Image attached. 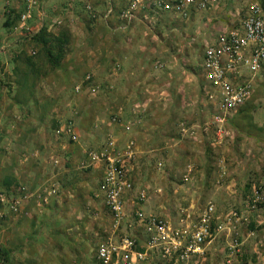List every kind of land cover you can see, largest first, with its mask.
<instances>
[{
  "label": "crops",
  "instance_id": "obj_1",
  "mask_svg": "<svg viewBox=\"0 0 264 264\" xmlns=\"http://www.w3.org/2000/svg\"><path fill=\"white\" fill-rule=\"evenodd\" d=\"M35 1L34 8L37 3H40L46 9L51 7L61 13L68 12L66 18L69 20H63L65 21L63 22L64 27L71 34L68 56L72 63L78 60L84 62L83 70L89 67L91 70L87 74L93 76L90 83L83 85L81 92L91 98L101 96L98 99H106L108 103L111 96L118 99L113 108L111 106L108 112L106 110L105 118L98 121L100 127H97L102 134L111 137L115 146L114 154L127 164L134 187L133 191L126 196L125 205L129 215L125 217L117 230L111 228L109 231L108 228L106 230L104 228L103 231L109 236L110 234L111 236L116 235L113 241H117L127 233L139 237L138 239L142 238V230L131 223L133 217H130V211L135 208L141 209L146 216L159 217L175 227L186 228L192 220L202 214L207 205L211 204L215 208L211 224L214 237L204 245L205 261L201 264H264V206L262 205L257 211L246 212V204L254 188H261V197L264 201V120L246 111V106L252 104L249 100L242 111L227 120L225 128L228 130V135L219 140V145L214 143V137L211 142H204L205 133L194 128L199 126L198 122L190 126L193 136L182 134L181 125L187 128L189 121L199 118L198 113H193L198 84L195 80V83L192 81L190 84L191 79L188 76L186 80L184 79L185 81L181 82L174 78L180 71L177 64L180 52L170 53L167 57L165 56V62H159L156 61L155 49H147L145 46L148 35H151L152 39L160 37L157 33L152 34L147 31L148 24L151 25L152 30L154 26L163 28V22L173 24L174 21L183 23L186 20H203L208 18L207 12L200 14L192 12L189 19H180L166 14L160 20L155 21L156 23L152 26L149 20L142 17L143 11H140L136 20L125 29H121L119 26L122 24L117 19V14L106 21L101 20V16L104 15L107 4H110L116 13L124 9L130 0H87L99 13L98 19L92 21L79 20L83 17L81 14L83 0ZM34 8L33 19L25 27L17 23L20 33L33 34L35 32L32 26L37 16ZM224 8V4H221L213 11L220 12ZM21 10L17 12L18 20ZM82 25H87L88 32L83 31ZM45 28L50 31V26ZM172 31L173 28L168 34H172ZM199 35L198 31L194 36L197 38ZM159 55L162 56L161 53ZM112 59H116L114 64L111 62ZM90 86L99 87L97 95L93 96L89 93ZM176 122L178 125L174 129ZM77 131L80 135V129ZM89 135L94 138L96 132L89 133ZM177 135L188 141L174 140L173 137ZM130 141L133 142L131 148L133 156L128 160L125 154ZM160 152L164 157H169L167 176L156 175L154 178L145 174L147 172L145 170L149 160L156 156L161 157ZM189 160L190 163L183 168L182 165ZM178 162H180L179 166ZM181 167V171L175 173ZM90 170L95 177H100L101 169L98 166ZM141 171L144 173L141 174ZM22 180L25 181L23 177ZM41 187L38 188L39 192L35 191L37 195L34 197L39 206L45 205L52 198L47 197L44 187L42 190ZM20 189L23 192L21 194L30 192L25 191L27 189L25 185H21ZM141 192L146 194L148 200L143 204L133 206ZM15 198L20 197L15 196ZM25 200L20 199L19 212L18 209L14 213L8 212L9 216L4 228L7 234L6 242L12 254L14 250L20 249L23 256H25L24 250L30 244L39 245L42 240L41 237L27 231L31 225L37 233H40L38 225L41 211L28 205L31 198L28 202ZM79 200L83 201L82 198ZM92 200L103 206L102 201L93 198ZM234 200L237 202L240 213L248 218V222L236 226L237 229L221 221V213ZM33 216H35L34 221L28 222V219ZM61 218L60 220H63L64 217ZM180 218L182 221L177 223ZM40 225L42 231V224ZM56 225L60 227L59 223ZM74 225L76 226V222ZM218 225L223 226V230L216 234ZM53 231L54 229L49 233ZM70 232L72 234V239H70L77 244L80 243L81 241L76 238V233L73 230ZM47 235L45 239L54 245L56 241ZM234 236L241 244L240 252L229 255ZM139 244L141 246L143 242L139 241ZM80 246H76L79 260L83 256ZM95 262L98 264L97 261ZM133 264H159V262L148 254L145 260Z\"/></svg>",
  "mask_w": 264,
  "mask_h": 264
},
{
  "label": "rangeland",
  "instance_id": "obj_2",
  "mask_svg": "<svg viewBox=\"0 0 264 264\" xmlns=\"http://www.w3.org/2000/svg\"><path fill=\"white\" fill-rule=\"evenodd\" d=\"M25 1L0 0V194L6 198L20 197L19 195L23 193L21 185L26 186L25 191L34 193L39 192L38 188L41 186V190L43 187L47 189L53 182L58 183L59 191L56 198H50L45 205H40L41 207L35 202L33 195L25 200L28 202L31 198L28 205L41 211L39 220L42 222L39 221L38 225L40 233L29 225L27 231L41 237L42 240L39 245L30 244L24 250L25 256L20 253V249L14 250L12 254L8 247L4 228L9 210L5 204L0 203V264H96L97 246L107 239H116V235L109 236L103 231L104 228L111 230L110 218L102 204L93 201L91 197L99 178L94 176L92 170H82L78 167L86 150H97L106 140L107 135L102 134L97 127L98 121L105 118L106 110L108 112L111 106L113 108L118 99L111 96L108 103L106 99H98L101 96L91 98L81 91L75 93L74 84L83 79L85 74L90 73L91 69L86 67V70H83L84 62L78 60L72 63L68 56L71 34L63 23L65 22L63 20H69L66 18L68 12L61 13L51 7L46 9L37 3L34 8L37 16L32 23L35 32L20 33L17 29L19 22L17 12L24 7ZM247 1L223 2L224 10L208 11L207 19L186 20V23L172 21L173 24L162 21L163 28L154 24L152 26L155 28L152 30L149 24L146 28L148 32L160 36L152 39L151 35H148L145 43L147 49H155L156 61L165 62V56L180 52V58L177 59L180 71L174 78L181 82L188 76L191 79L190 84L194 80L198 84L193 113H198L199 118L189 121L186 134L193 136L190 126L198 122L199 126L194 128L205 133V143L211 142L215 135L212 128H209L212 124L213 110L207 102L202 101L200 92L202 80L199 77V65L203 51L220 32L237 23L236 15ZM86 2L87 0H83V3ZM82 7L83 17L79 20L92 21ZM94 12L98 16V10ZM46 26H50V31H47ZM81 27L83 31L88 32L87 25ZM42 28L52 36H66L68 44L64 46V55L58 68L47 63L41 46L33 40ZM172 28V34H168ZM198 31L200 35L196 38L194 35ZM115 61L116 59H112V64ZM250 100L252 104L246 106V111L264 120V83L254 90ZM61 120L73 122L76 133L80 129L78 143L71 144L54 136V130ZM177 125L176 122L174 129ZM93 132H96L94 138L89 135ZM173 138L188 141L179 138L178 135ZM160 153V158L156 156L149 160L146 170L144 169L147 171L145 174L154 178L156 175L167 176L169 157H164L163 153ZM52 158L59 161L58 166L53 164ZM160 161L163 167L158 171L155 166ZM189 163L190 160L186 161L182 165L183 168ZM177 164L179 166L180 162ZM181 169L182 167L175 173H179ZM142 173L144 172L141 171ZM80 198L83 201L79 200ZM60 216L64 217L63 220H60L62 219ZM33 218L35 216L30 217L28 222L34 221ZM57 223L60 227L56 225ZM40 224L43 227L42 231ZM53 229L54 231L49 233ZM71 230L76 233L80 243L71 240ZM46 234L56 241L54 245L45 239ZM77 245H81L80 251L83 255L81 260L77 256Z\"/></svg>",
  "mask_w": 264,
  "mask_h": 264
},
{
  "label": "built area",
  "instance_id": "obj_3",
  "mask_svg": "<svg viewBox=\"0 0 264 264\" xmlns=\"http://www.w3.org/2000/svg\"><path fill=\"white\" fill-rule=\"evenodd\" d=\"M227 1L230 0H130L124 9L116 13L114 8L107 4L101 20L106 21L117 14V19L122 24L119 28L125 29L137 19L140 11H143L142 17L145 20L155 24V21L166 14L189 19L192 12L200 14L213 11ZM244 3V8L236 15L237 23L231 28L224 29L205 47L199 65L202 101L207 102L213 110L212 124L209 128L214 132V143L217 145L220 144L219 140L228 135V130L225 128L227 120L243 108L254 90L264 83V0H248ZM34 5H36L35 0L25 1L24 7L18 14L21 27H25L33 19ZM83 9L90 19H98L88 1L84 3ZM92 77V74H86L81 82L73 87L75 93H79L84 84L90 83ZM88 91L95 96L99 92V87L90 86ZM180 132L185 134L187 128L181 125ZM54 136L65 139L71 144L78 143L79 139L74 123L70 120L60 121L54 130ZM132 146L133 142H128L125 154L128 160L133 156ZM114 152L113 141L107 136L99 149L85 151V159L80 163V168L87 170L98 166L101 169L92 198L102 201L110 218L111 228L117 230L129 215L125 205L126 196L133 191L134 186L127 164ZM52 162L55 166L59 164L55 158H52ZM162 165L161 161L158 162L155 169L160 171ZM259 188H254L248 199L246 204L248 213L264 206ZM58 191L57 182L49 184L48 188L44 189L47 197H54ZM21 195L16 199L6 198L0 194V203L5 204L8 210L14 213L17 212L20 199H27L31 195L35 197L37 193ZM136 199L133 206L143 204L148 197L141 192ZM236 203L235 200L230 202L226 210L221 213L222 223L231 224L235 229L236 226L248 222L247 216L240 213ZM131 211L130 217H133L131 223L142 230V239L127 233L117 241L107 239L101 242L95 254L98 264H133L145 260L148 254H151L159 264H195V262L201 264L205 261L204 245L214 237L211 226L215 212L213 205H207L202 214L192 220L186 228L175 227L159 217L146 216L139 208ZM181 219L177 223L182 221ZM222 227L218 225L215 233L222 231ZM234 234L236 235L235 232ZM139 241L143 242L141 246ZM240 245L237 237L234 236L229 255L240 252ZM226 262L228 263V260Z\"/></svg>",
  "mask_w": 264,
  "mask_h": 264
},
{
  "label": "trees",
  "instance_id": "obj_4",
  "mask_svg": "<svg viewBox=\"0 0 264 264\" xmlns=\"http://www.w3.org/2000/svg\"><path fill=\"white\" fill-rule=\"evenodd\" d=\"M33 40L37 45L41 46L47 63L51 67L58 68L64 55V46L68 44L66 36H52L46 29L42 28L33 37Z\"/></svg>",
  "mask_w": 264,
  "mask_h": 264
}]
</instances>
